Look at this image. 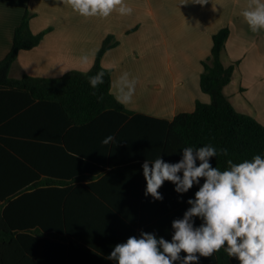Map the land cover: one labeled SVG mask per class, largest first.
Masks as SVG:
<instances>
[{"label":"crops","instance_id":"crops-1","mask_svg":"<svg viewBox=\"0 0 264 264\" xmlns=\"http://www.w3.org/2000/svg\"><path fill=\"white\" fill-rule=\"evenodd\" d=\"M124 2L131 15L86 18L63 0H0V61L27 13L33 33L45 36L37 47L20 52L13 79L87 72L112 37L117 44L101 60L113 71L112 92L124 72L137 80L133 102L125 106L132 115L123 127L143 123L148 137L160 121L193 112L198 100L211 101L200 86L202 62L211 55L214 35L228 28L222 61L235 65V72L225 93L239 112L264 124V29L251 31L242 15L256 6L253 0ZM85 52L89 61L83 65ZM95 125V131L73 127L56 103L26 90L0 91V221L10 206V220L35 224L33 231L40 223L74 226L79 238L73 241L71 264H118L108 259L115 246L140 238L141 231L171 242L172 222L191 207L170 181L158 190L162 201L145 196L142 165L162 153L146 152L144 138L131 128L121 136L123 130L113 131L112 121ZM109 134L118 143L102 145ZM193 219L199 227L201 218ZM43 238L55 240L57 234ZM186 255L182 251L174 264ZM198 264H217L216 253L200 256Z\"/></svg>","mask_w":264,"mask_h":264},{"label":"trees","instance_id":"trees-1","mask_svg":"<svg viewBox=\"0 0 264 264\" xmlns=\"http://www.w3.org/2000/svg\"><path fill=\"white\" fill-rule=\"evenodd\" d=\"M30 20L31 14L27 13L16 29L11 51L0 61V91L26 90L36 98L54 102L64 114L66 122L73 127L95 131L96 123L112 121L113 131L118 128L123 130L121 136L124 130L131 128L133 134L144 138L145 151L153 156L162 153L165 162H179L183 158L184 147L197 148L206 144L218 150H228L227 156L210 158L212 167L221 171L228 169L229 159L238 164L245 160L251 161L256 155L264 158V124L249 114L239 112L225 93L235 72V65L226 66L222 61L230 35L228 28L214 35L211 55L202 62L204 71L200 86L211 101L198 100L193 112L181 113L173 121H160L162 125L155 127L156 131L147 137L148 131L142 128L143 123H131L123 127L132 112L116 101L112 92L113 71L101 63L103 55L117 44L112 41V37L105 40L94 66L87 72L73 71L57 79L29 76L11 78V68L20 52L37 47L45 36V32L33 33ZM101 70L105 71L104 83L93 89L89 77ZM199 163L197 160V166ZM205 179L201 178L199 185L194 184L182 195L194 199ZM10 212L9 206L4 211V219L0 221V264H71L73 241L79 238V234L72 230L74 226L57 224L52 228L40 223V230L33 231L35 224L26 220L14 223L8 216ZM47 232H56L57 239L43 238ZM216 256L217 264H240L238 258L228 256L223 248L216 252Z\"/></svg>","mask_w":264,"mask_h":264},{"label":"clouds","instance_id":"clouds-1","mask_svg":"<svg viewBox=\"0 0 264 264\" xmlns=\"http://www.w3.org/2000/svg\"><path fill=\"white\" fill-rule=\"evenodd\" d=\"M253 2L256 6L250 5L242 15L251 31L258 32L264 29V4ZM63 4L86 18L133 12L124 0H63ZM88 61V53H82L80 63L86 65ZM104 76L105 71L101 70L89 77L91 87L95 89L103 84ZM136 85L137 80L124 72L116 82V101L130 105ZM101 143L118 142L115 136L109 135ZM219 155L227 156L228 150L206 144L184 147L183 158L176 163L165 162L160 156L146 160L142 165L147 181L145 196L151 195L154 200H163L158 190L165 181L172 182L180 194L187 193L194 184L199 185L201 178H206L205 182L195 198L187 201L191 207L183 218L172 222L175 231L171 242L141 231L140 238L133 236L126 243L117 244L108 259L118 264H174L181 260L183 251L187 255L181 264H198L200 256L210 257L223 248L228 256L238 258L240 264H264V158L256 155L251 161L238 164L229 159L228 169L221 171L210 164V158ZM194 217L202 219L199 227H194Z\"/></svg>","mask_w":264,"mask_h":264},{"label":"rangeland","instance_id":"rangeland-1","mask_svg":"<svg viewBox=\"0 0 264 264\" xmlns=\"http://www.w3.org/2000/svg\"><path fill=\"white\" fill-rule=\"evenodd\" d=\"M228 92L231 94L232 93V90L230 89V90H228Z\"/></svg>","mask_w":264,"mask_h":264}]
</instances>
